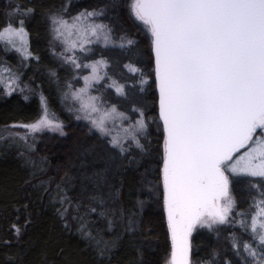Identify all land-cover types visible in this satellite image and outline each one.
Returning a JSON list of instances; mask_svg holds the SVG:
<instances>
[{
  "label": "snow or ice",
  "instance_id": "6c2138e0",
  "mask_svg": "<svg viewBox=\"0 0 264 264\" xmlns=\"http://www.w3.org/2000/svg\"><path fill=\"white\" fill-rule=\"evenodd\" d=\"M32 11L25 9V15ZM131 14L151 37L163 133L160 179L171 238L169 264H191V237L197 228L211 231L237 223L260 246L244 243L243 251L252 264H264V0H132ZM100 15L86 11L69 20L50 14V31L52 40L63 46L59 58L64 64L73 71L90 69L82 76L83 87L68 85L65 99L79 105L70 110L90 130L111 137L107 142L122 154L127 151L125 138L143 149L136 133L146 130L144 114L123 129L127 137L112 135L108 123L129 117L115 105L105 108L100 96L90 94L105 81L108 62L83 63L76 55L87 54L93 44L115 45L111 29L94 19ZM133 43L121 37L118 46ZM0 45L24 60L39 59L29 49L23 19L0 26ZM5 72L10 69L0 68V85L11 96L19 89V77L3 78ZM107 87L126 95L125 86L115 80ZM41 105L35 122L11 127L64 136L63 124L50 118L43 97ZM230 176L251 178L248 182L259 192L250 217L236 211Z\"/></svg>",
  "mask_w": 264,
  "mask_h": 264
},
{
  "label": "trees",
  "instance_id": "16d2710c",
  "mask_svg": "<svg viewBox=\"0 0 264 264\" xmlns=\"http://www.w3.org/2000/svg\"><path fill=\"white\" fill-rule=\"evenodd\" d=\"M67 1L77 12L105 9L116 31L123 30L126 40L134 41L123 52L116 51L117 66L131 60L142 72L141 79L147 74L144 93L127 91L131 101L142 103L147 114L158 118L151 38L125 2L2 0L1 24L25 20L39 61L24 81L31 88L27 99L15 93L0 97V127L33 122L41 97L54 118L69 123L65 93L76 71L49 53V16L61 14ZM25 9L33 11L25 15ZM154 127L143 151L127 149L122 154L107 139L78 126L69 129L66 139L46 143L16 136L1 139L0 264H165L171 239L160 179L162 141ZM242 185L239 182L236 189L245 202L248 195ZM193 241L195 260L208 262L217 248L220 264L223 258L230 264L225 255L229 247H215L209 232Z\"/></svg>",
  "mask_w": 264,
  "mask_h": 264
},
{
  "label": "rangeland",
  "instance_id": "374dc122",
  "mask_svg": "<svg viewBox=\"0 0 264 264\" xmlns=\"http://www.w3.org/2000/svg\"><path fill=\"white\" fill-rule=\"evenodd\" d=\"M1 1L2 0H0V3ZM101 1H103L101 2V4L107 3L111 5L116 4L117 2L118 3L125 2L126 7L129 11V14L133 17L136 24L140 27L141 30H142V27L145 28V26L141 22L137 21L135 17L131 14L132 0H106V1L101 0ZM71 4H72L71 2L67 1L65 3V6L61 14H58V15H63L64 18L70 20L73 16L79 14L80 12L92 11V10H82V11L77 12L75 11L74 7H71ZM97 12H102V15L95 17L94 19L96 20V22L103 23L107 25L109 29H111V37H112V40L115 42V45L104 47L102 44H93L90 46L91 51H89L87 54L77 53L76 55L80 57L83 63H92L95 60H99V59H104L108 62V67L104 69V71L107 73V76L105 77V81H102L101 84L99 85H94L93 89L90 90V94L100 96L101 97L100 102L104 105L105 108L115 105L118 111L124 112L129 117L128 120H125L123 122L117 120V121L108 123L107 126L111 130L112 135L127 137V134L124 133L123 129L130 128V125L134 124L135 121L139 119V113L143 112L144 120H145L147 127L145 131L136 133V137L137 139H139L140 143L143 145V149L137 148L131 139L125 138L122 140V143L125 149H130L131 152L134 150L143 151L145 148L144 145L147 142H149V138L152 139L151 127L153 125H155L154 127L155 131L156 132L157 130L159 131L160 136H161V139H160L161 141H162V136H163L162 128L160 127V124H159L160 122L158 118H153L152 115L147 114L145 110L146 108L144 105H142V103L131 101L130 96L127 91L128 89H134L135 92L137 93H144V91L147 88V85L145 83H142V81H145V79L148 80L146 76L147 74L143 73L144 78L141 79L140 76H138V74H141L142 72L136 66L132 65L134 62L131 60L124 59V61H120L121 62L120 66L119 67L117 66V61L120 59V57L119 56L115 57L116 51L120 53L123 52L122 51L123 48L119 47L118 45L121 42V37H123L126 41L127 35L123 32V30L116 31L114 24H113L114 22L110 18H108V16H106L107 11L105 9L97 10ZM1 19L2 17L0 16V26L5 25L3 23L1 24ZM18 20L19 19L14 20V21L17 22ZM26 30L29 33V49L33 53L34 56L38 57L34 53L33 48H32V44L30 40V31L28 30V28H26ZM145 30L147 29L145 28ZM147 37L151 38L148 31H147ZM49 41H50L49 42V50H50L49 53L59 58V53L63 51V46L60 45L58 42H54L52 40L51 32H50ZM10 58L11 60H9ZM37 61L39 60L37 59L24 60L23 57L19 53L11 49L6 50V46L0 45V68L10 69V72L3 73V78H10L13 74L18 76L19 77V80H18L19 89L15 92V94H20L22 95V97L24 96V98L25 97L28 98V94L31 92V88L28 87L24 83V81L27 82L26 75L29 70L32 73L33 71L32 64L36 63ZM126 65H132L135 68H137L138 71L136 73H132L128 70ZM89 74H90V69H81V70L76 71V75L75 77H73V81L71 82V85L73 86V90L83 87L84 83H83L82 76L89 75ZM112 80H115L117 81V83L125 86V92H126L125 96L123 97L118 96L116 95L114 89L107 87V84L111 83ZM20 89H22V91ZM4 95L6 94L4 93L3 85H0V97ZM6 96L10 97L8 95ZM38 102L37 104H38L39 112L37 113V118L33 122L39 119L40 116L42 115L41 101H38ZM65 102H66L65 107L68 113V117L70 118H69V123H63L62 121H59L64 126V132L66 133L64 136H61L57 132H50L47 130L38 132V133H29L26 129L11 127L12 125H14L12 124L11 126H8V127H0V140L1 139L9 140V139H12L13 136H16V138H20L23 141H27L28 139H30L34 142L38 141L40 143H44V142L46 143L51 140L56 141L58 139H63V138L66 139L69 133V129L75 126L85 129L86 132H89V131H91L92 133L95 132L97 133L96 135L100 136V134L96 132L95 130H90V125L86 121L77 120L75 118L77 113L74 110H70V109L79 107V105L76 102H73L71 99H66ZM48 113H49L50 118L58 120L54 118V115H52V113L49 110H48ZM15 124H26V123H15ZM103 138L110 140L111 137H103ZM160 152H162V144H161ZM230 179L232 181V195L234 196L236 200V211L243 213L244 215L250 217V215L255 211V209L252 208L251 205L254 203L255 199L259 198L258 190L255 188H252L250 183L248 182L251 178L230 176ZM239 182L243 184L242 187H243L245 195L246 194L248 195V199L245 200V202H242L239 199V194H237L238 192L236 189V185ZM161 188H162V185H161ZM163 211H164V208H163ZM236 219L239 220L240 217L237 216ZM206 232H209L211 234L212 241H214L215 243V247L217 245L218 247L221 246L222 243H224L225 245L229 247L230 252L227 251L225 255L229 257L230 264L232 261H233L232 264L233 263L252 264V258L249 257L248 254L243 251L244 243H251L257 249L260 248L257 242L252 239L250 233L242 229L238 223L230 224V225H222V226H219L218 228H214L211 231L208 230L207 228H197L191 237V241H192L191 264H220L221 263L219 262V259H218L219 253H216L217 248H216V251H214V255L212 256V258L209 259V261L206 263H200L199 261L193 258L194 252H196L197 250L196 244L194 243L193 239L196 238L197 235H200L201 233H206ZM234 243H237L240 246L241 251H239V248L233 247ZM226 260L225 258H223V260L221 261L223 264H228L227 262L228 260L227 261ZM169 262H170V257L166 260L165 264H169Z\"/></svg>",
  "mask_w": 264,
  "mask_h": 264
},
{
  "label": "water",
  "instance_id": "95a60500",
  "mask_svg": "<svg viewBox=\"0 0 264 264\" xmlns=\"http://www.w3.org/2000/svg\"><path fill=\"white\" fill-rule=\"evenodd\" d=\"M152 57H153V54H152ZM153 74H154V57H153ZM154 81H155V75H154ZM155 91H156V95H157V109H158V90L156 88V84H155ZM158 116H159V111H158ZM165 217H166V214H165ZM166 221H167V217H166ZM170 257H171V254H170Z\"/></svg>",
  "mask_w": 264,
  "mask_h": 264
},
{
  "label": "flooded vegetation",
  "instance_id": "af4514ba",
  "mask_svg": "<svg viewBox=\"0 0 264 264\" xmlns=\"http://www.w3.org/2000/svg\"><path fill=\"white\" fill-rule=\"evenodd\" d=\"M142 30L144 31L145 34H147V30H145L144 27H142Z\"/></svg>",
  "mask_w": 264,
  "mask_h": 264
}]
</instances>
